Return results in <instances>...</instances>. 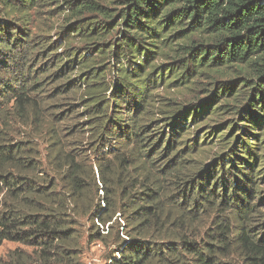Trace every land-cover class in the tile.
Wrapping results in <instances>:
<instances>
[{
	"label": "trees",
	"instance_id": "trees-1",
	"mask_svg": "<svg viewBox=\"0 0 264 264\" xmlns=\"http://www.w3.org/2000/svg\"><path fill=\"white\" fill-rule=\"evenodd\" d=\"M108 1L0 0V244L33 249L0 264H84L85 239L110 264H264V0ZM52 4L70 20L58 38L24 40ZM184 90L209 96H168ZM68 101L89 150L62 128L47 171L31 141L9 143L13 123Z\"/></svg>",
	"mask_w": 264,
	"mask_h": 264
},
{
	"label": "rangeland",
	"instance_id": "rangeland-1",
	"mask_svg": "<svg viewBox=\"0 0 264 264\" xmlns=\"http://www.w3.org/2000/svg\"><path fill=\"white\" fill-rule=\"evenodd\" d=\"M124 0H109L106 3H101L103 6H106L107 9H109L110 13H113L115 15H118V13L124 8L123 4L121 3ZM55 8V4L46 6V7H40L39 8V12L37 11H31L30 13V19H29V23L28 25H22L23 27H21L22 29H28V32L30 33V38L26 39L25 37L24 40H28L31 41L33 43L36 44L37 43H41L44 41H48L49 38H52L53 41L55 39L58 38V36H56V34H58V31L62 30V28L64 26H66L67 23L70 22V20L67 19V15L62 13V12H57V13H50V11ZM79 46V45H78ZM15 62L17 63H12V69L10 71L9 76H7L6 80L10 81L8 83L9 85H12V87H14L15 89H17L18 91L21 88V82L19 80H17V82H15V79L13 76H15L18 72H19V60L15 59ZM9 70V69H7ZM8 72V71H7ZM3 73L5 75L6 73V69H3ZM1 80H4L5 77L3 76V74L1 73ZM11 78V79H9ZM207 88H209L210 90L213 89L212 85H208L207 84ZM8 88L1 90L6 91ZM9 90V89H8ZM11 92V91H10ZM170 91H167L166 93H164V95H166L167 93H169ZM8 94H12L8 93ZM72 96V95H70ZM168 96L173 97V98H177L180 100V102L183 103V100L188 101V100H192L195 101L194 103L198 104L200 100L205 99L207 96H209V93H204L203 91H198V92H189V91H183L182 93L175 91V92H170V94H168ZM11 97V96H9ZM9 97H5L4 98V102L2 103L1 106L5 105L7 107V105L9 106L8 108L11 107V103L13 102V98H11V100H8ZM73 97H76L75 95H73ZM223 102H221L222 104ZM64 104V103H63ZM76 105L74 103V101H68V103L62 107H58V108H54L53 110H51L50 112L56 113L55 115L51 116V115H42L43 117V123L40 127H35L33 128V126L31 127H23L20 124H18L17 122L13 123V131H12V136H11V140L9 143L12 144H16L20 141H31L32 145L37 148V150L40 152L39 156H40V162L42 164V168L44 170L50 171L51 170V165L49 164V159L51 158V156H49V153L51 152L52 148L51 145L54 142V134H61L62 135V128H70V126H73V132L69 133L68 135V131H67V138L68 142L69 141H75V142H80L79 145L81 148H83L84 150H89V146L87 145L88 143V133L86 135H75L74 132L77 129V127H79L80 129H85L87 128V123L82 120V116L77 117L76 120L74 121H70V115L73 113L72 112V105ZM184 104H188V103H184ZM81 106L76 107V110H81L80 109ZM70 112V113H69ZM64 116L67 118V121L63 120ZM75 117V116H74ZM237 117H235V115H233V113H226V115H224L220 121L215 122L213 118L209 120L210 118L208 117V120L205 121V123L203 122L200 126L199 129L195 128L194 132L192 134V137H195L198 132L201 131V134H203L205 131H212L211 128H208V125H206V123L211 124L212 126H220L222 124L226 123V126L223 127L224 129L229 128L231 126V124L236 120ZM58 119V120H56ZM39 123V122H36ZM35 124V123H34ZM33 124V125H34ZM79 124V125H78ZM222 128V129H223ZM215 130L213 131V133H215V136H218L221 132H219L220 130ZM223 129V131H224ZM71 131V130H70ZM86 132V131H85ZM231 132H229L227 134V138H230ZM63 137V136H62ZM216 141V140H215ZM30 142V144H31ZM220 150L219 147H213V150L211 153H207L206 156L209 158L208 160L211 159V156L213 153H215L216 151ZM91 159L95 162V158L93 155H90ZM212 159L210 161H208V163H211ZM207 163V164H208ZM89 242V243H88ZM85 239L84 243H83V254H82V261L84 264H110V262H108V256L110 255V253L107 251V249L103 246V244L99 241L90 243V241H88ZM16 250H20L23 251L25 253L31 254L33 249L29 248V247H25L23 245H20L16 242H11V241H3L0 244V259L1 260H7L9 258V256ZM35 263V262H34Z\"/></svg>",
	"mask_w": 264,
	"mask_h": 264
}]
</instances>
